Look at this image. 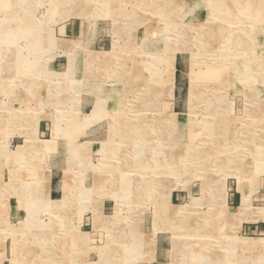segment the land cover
Segmentation results:
<instances>
[{
  "label": "rangeland",
  "instance_id": "1",
  "mask_svg": "<svg viewBox=\"0 0 264 264\" xmlns=\"http://www.w3.org/2000/svg\"><path fill=\"white\" fill-rule=\"evenodd\" d=\"M17 1L0 0V264L50 240L65 264H264V0Z\"/></svg>",
  "mask_w": 264,
  "mask_h": 264
},
{
  "label": "bare ground",
  "instance_id": "2",
  "mask_svg": "<svg viewBox=\"0 0 264 264\" xmlns=\"http://www.w3.org/2000/svg\"><path fill=\"white\" fill-rule=\"evenodd\" d=\"M16 1L17 0H7V2H10V3H12V4H16ZM119 1V0H118ZM18 2V1H17ZM101 2V1H100ZM151 2V1H150ZM111 4V3H110ZM126 4V3H125ZM133 4V3H132ZM20 4H19V2H18V6H19ZM123 6V5H122ZM117 8H118V6H117ZM111 9V8H110ZM143 9V8H142ZM248 9H249V7H248ZM14 10H16V9H14ZM24 10V9H23ZM112 10V9H111ZM149 10V9H148ZM162 10V9H161ZM17 11V10H16ZM154 11V10H153ZM164 14V13H163ZM163 16V15H162ZM130 17V16H129ZM143 18V17H142ZM141 20V19H140ZM130 22V21H129ZM128 22V23H129ZM138 23V22H137ZM200 31V30H199ZM39 32V31H38ZM125 32V31H124ZM160 33V32H159ZM194 36H196L195 34H194ZM32 39V38H31ZM20 44V43H19ZM1 45V44H0ZM13 45V44H12ZM9 46V45H8ZM15 47V46H14ZM32 47V46H31ZM10 51V50H9ZM15 56V55H14ZM9 59V58H8ZM162 61V60H161ZM26 62V61H25ZM27 63V62H26ZM155 65V64H154ZM96 66V65H95ZM124 66V65H123ZM156 66V65H155ZM35 69V68H34ZM25 73V72H24ZM33 74V73H32ZM40 75V74H39ZM13 76V75H12ZM117 79V78H116ZM22 85V84H21ZM126 89V88H125ZM124 90V89H123ZM135 92H136V90H135ZM139 92H141V91H139ZM132 94V93H131ZM101 96V95H100ZM134 99V98H133ZM138 99V98H137ZM135 103V102H134ZM23 105V104H22ZM104 108V107H103ZM131 108V107H130ZM145 108V107H144ZM24 109V108H23ZM16 110V109H15ZM97 108H96V110H95V112L93 113V115L95 116L96 114H98V112H97ZM139 110V109H138ZM137 110V111H138ZM141 110V109H140ZM103 111V110H102ZM109 111V110H108ZM111 111V110H110ZM109 111V112H110ZM121 113V112H120ZM18 115V114H17ZM20 116V115H19ZM22 116V115H21ZM111 117V116H110ZM113 117H114V115H113ZM116 117V116H115ZM116 120V119H115ZM120 120V119H119ZM120 122V121H119ZM173 123V122H172ZM121 126V125H120ZM118 130H116V131H114V133L115 132H117ZM131 132V130H126V129H123V134H124V136L125 135H127V134H129ZM148 132V131H147ZM117 135L115 134L114 135V137L112 138V140L110 141L111 142V144H112V142H115L116 141V137ZM120 136H122V134L120 135ZM123 136V137H124ZM115 139V140H114ZM109 142V143H110ZM137 142V141H136ZM85 145V144H84ZM105 145V144H104ZM103 145V146H104ZM127 146L124 148L125 150L123 151V152H126V151H129V147L131 146V144H126ZM134 145V144H133ZM136 146V145H135ZM105 147V146H104ZM148 147V146H147ZM163 147V146H162ZM181 147H182V145H181ZM21 148V150H24V148L21 146L20 147ZM164 149V148H163ZM58 150V149H57ZM136 150V149H135ZM114 151V153L113 154H116V152H117V149H113L112 150V152ZM116 151V152H115ZM161 151V150H160ZM203 151V150H202ZM30 152V151H29ZM179 152H180V156L178 157V158H175V159H177L176 161L174 160V161H172V163L173 164H176L177 166H179L182 162H184V164L186 163L185 162V158H183L184 160H181V158H182V156H184L186 153H183L181 150H179ZM119 153H121V151L119 152ZM203 153V152H202ZM136 154H139V155H137V157H136V159H135V155ZM201 154V153H200ZM205 154V157L207 158L208 156L209 157H212L213 156V154H211V153H209V152H207V153H204ZM124 155V154H123ZM163 155V154H162ZM132 156H134V159L136 160V161H132L131 162V164L133 165V163H138L139 164V162L141 163L143 160H148L147 158H148V154H147V151L146 150H141V151H139V152H132ZM186 156H187V158H188V156L191 158V157H193V158H195L194 156H190V153L188 154V152H187V154H186ZM160 157V156H159ZM124 158H125V155H124ZM129 158V157H128ZM161 158V157H160ZM186 158V159H187ZM163 159V158H162ZM209 159V158H208ZM126 162H129L128 160H125ZM149 161V160H148ZM182 161V162H181ZM187 161V160H186ZM208 162H209V160H208ZM84 163V162H83ZM130 164V163H129ZM166 164V163H165ZM223 165V164H222ZM124 168V167H123ZM158 168H160L159 166H158ZM153 169V168H152ZM185 169V168H184ZM151 171V170H150ZM153 171V170H152ZM173 171V170H172ZM154 172V171H153ZM115 173V172H114ZM121 173V172H120ZM154 173H156V172H154ZM23 175V174H22ZM116 176V175H115ZM113 177V176H112ZM21 178V177H20ZM126 180V179H125ZM125 180H121V179H116L115 181H118V182H123V181H125ZM110 181H111V179H110ZM107 182H108V180H107ZM125 182H129L128 180L127 181H125ZM139 181H135V182H132V184L133 185H129V183H125V184H123L122 186L121 185H119V186H117L118 188H121V190L123 191V189H126V190H128L129 188H130V186H131V189L133 190V188H135L136 187V189H138V191H141V190H143V191H145V190H147V188H149V185H147V183L145 184V183H142V184H140V183H138ZM38 184V183H37ZM129 185V186H128ZM98 187H100V186H98ZM155 188H156V190H157V186H154ZM27 188V187H26ZM32 190V191H31ZM31 190L30 189H28V192L25 194L26 196H27V198H29V195H31V194H35V197L37 198V199H40V193H39V188H38V186H35V187H33V188H31ZM130 191L131 193L133 192V191ZM130 193V194H131ZM127 194H129V193H127ZM126 194V195H127ZM129 194V195H130ZM156 194V193H155ZM76 195V194H75ZM119 195V194H118ZM18 196V195H17ZM82 196V195H81ZM89 196V195H88ZM19 198V197H18ZM26 198V197H25ZM74 198V197H73ZM127 198H128V196H127ZM123 199V198H122ZM68 201H69V199H68ZM72 201V200H71ZM128 201V200H127ZM138 201V200H137ZM124 202V201H123ZM117 203H120V202H117ZM0 204H2L1 205V207H0V213H2L3 212V203H0ZM28 204V206H29V208H30V212H32V214L34 213L35 214V211H32V207H31V204L30 203H27ZM71 205V204H70ZM58 206H60V205H58ZM128 207V206H127ZM130 207V206H129ZM67 208V207H66ZM218 212V211H217ZM61 213V212H60ZM71 213V212H70ZM33 214V215H34ZM62 214V213H61ZM32 215V216H33ZM31 216V217H32ZM35 216V215H34ZM221 216V215H220ZM219 216V217H220ZM31 217H29V218H31ZM216 217V216H215ZM217 218V217H216ZM0 219H1V217H0ZM33 219V218H32ZM218 219V218H217ZM27 220V219H26ZM30 220V219H29ZM68 220V219H67ZM218 220H220V219H218ZM33 221V220H32ZM167 222V221H166ZM165 222V223H166ZM27 223V222H26ZM164 223V224H165ZM217 223V222H216ZM32 225V224H31ZM211 227L213 228V229H215L216 228V226H213V224H211ZM29 229H30V225H27V224H21L20 225V227H19V229H18V232H16V235L15 236H17L16 238H15V244L17 243V244H20L21 242H24V239L28 236V238L30 237L29 235H27L28 233H29ZM39 231L38 232H36V233H34L32 236L34 237V238H36L37 239V237H40V236H44V229L43 228H41V225H39V229H38ZM125 230V229H124ZM33 231V230H32ZM47 232V231H46ZM124 232V231H123ZM213 232H215L216 234H218V232H216V230H213L211 233H213ZM120 234V233H119ZM48 235V234H47ZM48 237V236H47ZM62 237V236H61ZM67 237V236H66ZM58 238H60V237H58ZM63 238V237H62ZM21 239H23V241H21ZM33 239V238H32ZM39 239V238H38ZM52 239V238H51ZM26 240V239H25ZM119 240V239H118ZM132 240V239H131ZM67 241H69L68 239H67ZM28 242V241H27ZM122 242V241H121ZM58 243V242H57ZM62 243V242H61ZM24 244V243H23ZM26 244V243H25ZM42 246H43V252H42V256H40V258L38 259V261H36L37 263L36 264H65V260L64 261H58L59 260V258H57V249L55 248L56 247V240H50L49 242H48V244H44V243H42L41 244ZM179 245V244H178ZM22 246V245H21ZM20 247V246H19ZM26 247H27V245H26ZM62 247V246H61ZM180 247V246H179ZM58 249H60V248H58ZM61 250V249H60ZM174 250V249H173ZM29 251V250H28ZM31 252V251H30ZM62 252H63V250H62ZM178 252V251H177ZM15 253H16V251H15ZM24 253V254H23ZM19 254L21 255V262H22V264H24V262H25V258H26V256H24V255H28V253L26 252V251H20L19 252ZM192 255V254H191ZM198 256V255H197ZM196 256V257H197ZM195 257V256H194ZM61 259V258H60ZM63 259H64V257H63ZM15 260H17V261H20L19 259H15ZM62 260V259H61ZM73 260V259H72ZM207 262V261H206ZM21 264V263H20ZM121 264V263H120Z\"/></svg>",
  "mask_w": 264,
  "mask_h": 264
},
{
  "label": "crops",
  "instance_id": "3",
  "mask_svg": "<svg viewBox=\"0 0 264 264\" xmlns=\"http://www.w3.org/2000/svg\"><path fill=\"white\" fill-rule=\"evenodd\" d=\"M83 144H81V146L79 147V149L80 148H83V150H84V153H85V151L86 152H90V149H93V145L94 144H85L84 146H82ZM264 239V238H263Z\"/></svg>",
  "mask_w": 264,
  "mask_h": 264
}]
</instances>
